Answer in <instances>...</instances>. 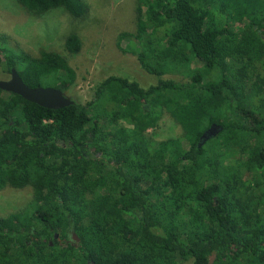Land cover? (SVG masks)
I'll return each instance as SVG.
<instances>
[{
    "label": "trees",
    "instance_id": "trees-1",
    "mask_svg": "<svg viewBox=\"0 0 264 264\" xmlns=\"http://www.w3.org/2000/svg\"><path fill=\"white\" fill-rule=\"evenodd\" d=\"M16 1L36 16L90 10ZM132 1L135 30L119 38L154 85L109 76L56 110L0 90V193L32 191L0 218V264H264V0ZM64 49L78 54V36ZM12 68L64 94L76 78L62 55L0 34V76ZM164 114L180 132L160 140Z\"/></svg>",
    "mask_w": 264,
    "mask_h": 264
},
{
    "label": "rangeland",
    "instance_id": "rangeland-1",
    "mask_svg": "<svg viewBox=\"0 0 264 264\" xmlns=\"http://www.w3.org/2000/svg\"><path fill=\"white\" fill-rule=\"evenodd\" d=\"M86 1L89 12L83 18L75 19L62 9L36 16L16 0H0V34L7 36L10 44L31 57H38L42 50L62 55L76 74L73 86L65 95L81 103L89 101L95 85L109 76L126 77L144 88L154 85L156 78L143 71L133 55L124 52L127 39L119 38L120 34L135 30L133 1ZM72 34L77 35L81 42V49L76 55H70L64 49V40ZM13 52L18 53L16 49ZM8 78L0 76L1 80ZM164 78L183 79L179 75ZM179 132V126L164 114L157 129L158 139ZM31 192L30 188L1 192L0 218L29 207Z\"/></svg>",
    "mask_w": 264,
    "mask_h": 264
},
{
    "label": "water",
    "instance_id": "water-1",
    "mask_svg": "<svg viewBox=\"0 0 264 264\" xmlns=\"http://www.w3.org/2000/svg\"><path fill=\"white\" fill-rule=\"evenodd\" d=\"M0 90L16 94L22 99L46 109L56 110L73 104V101L58 89L52 87H28L13 68L10 70L7 80L0 79ZM217 129L219 128L211 126L203 137L213 135ZM73 238L77 241L75 236Z\"/></svg>",
    "mask_w": 264,
    "mask_h": 264
}]
</instances>
